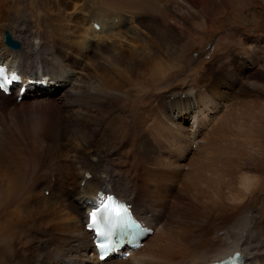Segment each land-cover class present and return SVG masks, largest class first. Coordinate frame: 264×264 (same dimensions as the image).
Listing matches in <instances>:
<instances>
[{"label":"bare ground","instance_id":"6f19581e","mask_svg":"<svg viewBox=\"0 0 264 264\" xmlns=\"http://www.w3.org/2000/svg\"><path fill=\"white\" fill-rule=\"evenodd\" d=\"M2 2L0 62L23 83L49 76L50 86H30L33 101L0 92V264H209L237 250L240 264H264L261 52L245 51L251 63L221 54L169 99L132 102V76L161 52L179 53L176 23L209 22L227 0H31L34 24ZM13 115L46 121L9 125ZM100 188L133 200L152 227L128 257L97 258L85 218Z\"/></svg>","mask_w":264,"mask_h":264},{"label":"rangeland","instance_id":"374dc122","mask_svg":"<svg viewBox=\"0 0 264 264\" xmlns=\"http://www.w3.org/2000/svg\"><path fill=\"white\" fill-rule=\"evenodd\" d=\"M30 2L31 0H4L2 2L5 3V7L3 8V10L7 15H12L13 17H26L25 19L29 21V23L34 24V21H32L33 16L31 14ZM227 2L229 3V8L224 10L223 12L220 10L219 12L212 14L209 22L206 21L207 18H204L206 22L204 21V19H202V23L190 21L187 25H184L181 22L176 23V26L184 33L186 37L179 46V53L171 57L170 53L161 52L160 58L152 60L151 63L149 61L148 64L143 65L132 76L131 87L135 88V90L138 91L136 97L133 99L134 101H132L135 105H146V96L153 92L154 94L163 93L166 97L170 96V92H172L175 87L180 85L183 86V83H187L190 80L191 75L194 71L197 70L196 73L199 75L200 71H205L207 65L209 63H213L221 54L226 58L227 56H229L228 59L237 58L238 60H243L245 57L246 59L244 61L250 62L252 60L251 57L247 55L249 53L245 54V56L243 54L246 53L245 51L247 49L255 48L261 52L262 61L264 60V0H227ZM87 5H89V3ZM181 12V15L187 18L184 11L182 10ZM248 12L252 14L256 12L255 19H240L239 14H248ZM61 14V18L64 19V12H61ZM131 18H133V16ZM153 18L156 19V16L152 17L151 19L154 20ZM115 20H117L118 22V18H116ZM131 25L136 26L132 22L130 23V26ZM100 36H95L94 40L96 41L93 40V42L96 43L99 40H103L105 37L104 35ZM249 36H254L255 39L253 38V40L251 37V39H249L250 43H247L249 41L247 37ZM108 42H111L110 39H108ZM123 42L126 41H122L121 44ZM167 64H171V67L169 68V70L166 69V73L155 75L156 70L161 69L162 66H167ZM198 69L200 70L198 71ZM76 71L77 70H75V72ZM79 71L81 73H77V75L82 74V70ZM249 71L250 69H247L245 72ZM184 86H186V84H184ZM162 91L169 92L167 93ZM182 96H185V94H182ZM260 97L261 96L258 95L259 102L264 101V98ZM25 99L31 101L34 100L32 97H27ZM50 101L52 102V99ZM133 103L132 105H134ZM262 103L263 102L257 105H262V107L264 108V103ZM121 105H126V103H122ZM263 108L260 107L259 110L261 111ZM45 121V118L33 115L27 120H20L17 118V116L14 115L10 116L7 119L9 125H30L28 128H31V125H43ZM185 126L189 128V125ZM201 129V126L197 125V129L193 132L199 134ZM27 148H31V146ZM27 148H25V151L26 155L29 156L31 149L27 150ZM37 152L40 153L39 150ZM0 171V177L4 179L8 178L4 173V170ZM54 177L55 176H53L52 179ZM80 178L81 177L79 176V179ZM4 182H7V179ZM48 191L49 189L47 188L45 190L46 194L49 193ZM26 195H28V193ZM138 212L141 214L139 210ZM166 215L168 216V214H164L163 217H165ZM61 264L69 263L63 262Z\"/></svg>","mask_w":264,"mask_h":264},{"label":"snow or ice","instance_id":"6c2138e0","mask_svg":"<svg viewBox=\"0 0 264 264\" xmlns=\"http://www.w3.org/2000/svg\"><path fill=\"white\" fill-rule=\"evenodd\" d=\"M21 78L16 73H9L8 70L0 66V90H7L9 86L20 82ZM23 91V86L21 87ZM250 183V181H246ZM98 203L89 212V227L95 229V234L99 239L97 244L98 257L100 261L109 258L111 252L115 250L117 240L114 239L118 227L136 228L138 224L128 217V209L125 203L113 194L99 193Z\"/></svg>","mask_w":264,"mask_h":264},{"label":"water","instance_id":"95a60500","mask_svg":"<svg viewBox=\"0 0 264 264\" xmlns=\"http://www.w3.org/2000/svg\"><path fill=\"white\" fill-rule=\"evenodd\" d=\"M5 42L12 48L19 49L21 44L13 38L9 30H5Z\"/></svg>","mask_w":264,"mask_h":264}]
</instances>
